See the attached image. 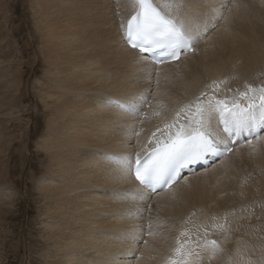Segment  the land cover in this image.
<instances>
[{
  "label": "bare ground",
  "instance_id": "6f19581e",
  "mask_svg": "<svg viewBox=\"0 0 264 264\" xmlns=\"http://www.w3.org/2000/svg\"><path fill=\"white\" fill-rule=\"evenodd\" d=\"M181 3L193 51L155 65L123 42L129 0H25L37 48L33 57L21 48L19 65L27 57L42 70L46 135L36 174L47 264H167L178 239L199 253L191 264H264V134L156 193L111 159L133 163L165 124L186 123L198 98L231 100L246 85L264 87V0ZM212 240L214 256L204 248Z\"/></svg>",
  "mask_w": 264,
  "mask_h": 264
},
{
  "label": "snow or ice",
  "instance_id": "6c2138e0",
  "mask_svg": "<svg viewBox=\"0 0 264 264\" xmlns=\"http://www.w3.org/2000/svg\"><path fill=\"white\" fill-rule=\"evenodd\" d=\"M129 4L131 15L120 20L122 38L128 46L140 53L157 54L161 58L157 62H164L163 58L178 59L182 51L190 50L191 30L181 19V0H129ZM245 87L247 90L240 92L239 98L231 100L218 99L215 95L198 98L194 111H191L193 106H188L191 115L187 122L167 123L164 125L166 132L158 128L161 137L150 140L155 146L143 155L137 153L134 164L127 158L111 159L125 166L141 186L155 191L172 183L181 169L202 161L206 155L222 154L218 145L223 138L213 127L217 118L228 139L245 133L260 140L259 132L264 130V87ZM205 95L202 93L201 97ZM109 102L126 111L136 112L134 105ZM135 134L139 135L138 132ZM248 143L251 144L252 140L249 139ZM230 150L225 146V151ZM127 195L135 198L134 194ZM187 244V240L181 243L178 239V246L173 249L174 255L168 258L167 264H191L190 258L199 256V253L186 247ZM204 248L214 256L218 250L217 242L212 240Z\"/></svg>",
  "mask_w": 264,
  "mask_h": 264
},
{
  "label": "rangeland",
  "instance_id": "374dc122",
  "mask_svg": "<svg viewBox=\"0 0 264 264\" xmlns=\"http://www.w3.org/2000/svg\"><path fill=\"white\" fill-rule=\"evenodd\" d=\"M24 2L0 0V120L5 135L4 157L0 142V177L5 175L6 181L0 197V264H47L43 259L46 244L38 231L43 208L39 204L40 174H36L42 172L41 157L36 154L38 141L46 135V117L36 88L42 70L27 57L26 67L19 65L21 48L28 57L37 48Z\"/></svg>",
  "mask_w": 264,
  "mask_h": 264
}]
</instances>
